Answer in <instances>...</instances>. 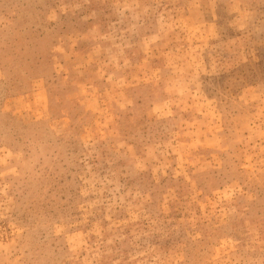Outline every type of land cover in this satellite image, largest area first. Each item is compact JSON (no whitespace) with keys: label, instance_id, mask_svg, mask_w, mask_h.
<instances>
[{"label":"rangeland","instance_id":"rangeland-1","mask_svg":"<svg viewBox=\"0 0 264 264\" xmlns=\"http://www.w3.org/2000/svg\"><path fill=\"white\" fill-rule=\"evenodd\" d=\"M0 264H264V0H0Z\"/></svg>","mask_w":264,"mask_h":264}]
</instances>
